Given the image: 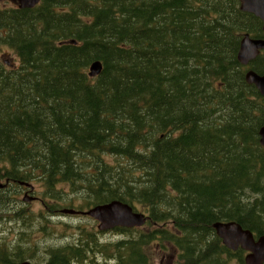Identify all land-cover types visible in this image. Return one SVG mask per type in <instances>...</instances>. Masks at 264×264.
Masks as SVG:
<instances>
[{
  "label": "trees",
  "instance_id": "1",
  "mask_svg": "<svg viewBox=\"0 0 264 264\" xmlns=\"http://www.w3.org/2000/svg\"><path fill=\"white\" fill-rule=\"evenodd\" d=\"M262 26L239 0L0 6V55L18 60L0 58V221H31L11 192L33 182L46 221L112 201L148 217L109 240L77 226L45 253L21 232L0 241V264H155L156 249L176 252L167 264H245L213 226L264 236V97L246 81L264 54L238 60Z\"/></svg>",
  "mask_w": 264,
  "mask_h": 264
},
{
  "label": "water",
  "instance_id": "2",
  "mask_svg": "<svg viewBox=\"0 0 264 264\" xmlns=\"http://www.w3.org/2000/svg\"><path fill=\"white\" fill-rule=\"evenodd\" d=\"M40 1L41 0H12L13 3L17 4L22 9L35 8ZM239 1L241 3V10L254 14L261 19L264 29V0ZM262 51L264 52V40L253 39L249 35H246L240 44L238 60L242 65L248 66ZM102 69V63L100 61H95L90 66L89 76L92 78L99 76ZM246 81L250 85H254L264 97V73L258 74L254 70H249L246 73ZM259 134L261 145L264 147V126L261 128ZM26 186L33 189L29 184H26ZM33 199L34 198L32 197L28 198L26 195L24 201H32ZM63 213L89 216L100 223L99 229L102 231L117 227L140 228L143 227L148 220L145 213L136 211L129 204L121 201H112L104 205H98L87 211L65 209L63 210ZM213 227L226 247L234 251L241 248L247 252L245 256V264H264V236L256 239L253 232L244 229L239 223L233 221L217 222ZM20 264L32 263L30 261H24Z\"/></svg>",
  "mask_w": 264,
  "mask_h": 264
},
{
  "label": "rangeland",
  "instance_id": "3",
  "mask_svg": "<svg viewBox=\"0 0 264 264\" xmlns=\"http://www.w3.org/2000/svg\"><path fill=\"white\" fill-rule=\"evenodd\" d=\"M11 5L12 0H0L1 7ZM0 56L1 60L6 61L10 59L11 63L18 64L17 57L8 50ZM33 185L35 186V193L33 192L34 194H25L24 191L22 192L18 188L13 189L11 192V195L16 199L12 202L14 206L17 209L22 208L27 210L25 214H30L32 217V219H30L31 221L9 222L6 219L5 221H0V241H12L16 239L19 234H22L21 232H23L24 234L22 235L28 236V244H30L32 248L30 253H45L46 250L53 246H60L68 241H71V235L77 232V226L93 230L98 229L99 222L89 216L64 214L63 216H47L46 221L43 217L45 214L43 213V206L40 201L41 194L39 191H41L42 188L36 182H33ZM17 191L19 192L15 194ZM26 195L28 198H30V196H35L36 200L24 202ZM78 202L80 201H76V203ZM86 207L87 206L84 208ZM137 211L144 212L141 208H139V210L137 209ZM48 219L51 220L48 221ZM103 233H105V235H102V238L106 240L116 237L114 234L110 235L108 231H103ZM19 239L20 237L17 238V240ZM152 257L155 259V264H167L168 262H175L177 254L176 252L164 253L161 252L160 249H156L154 253H152Z\"/></svg>",
  "mask_w": 264,
  "mask_h": 264
},
{
  "label": "flooded vegetation",
  "instance_id": "4",
  "mask_svg": "<svg viewBox=\"0 0 264 264\" xmlns=\"http://www.w3.org/2000/svg\"><path fill=\"white\" fill-rule=\"evenodd\" d=\"M261 20V19H260ZM262 21V20H261ZM263 23V22H262ZM262 28H263V26H262ZM264 30V29H263ZM255 39H257V38H255ZM264 40V39H263Z\"/></svg>",
  "mask_w": 264,
  "mask_h": 264
}]
</instances>
